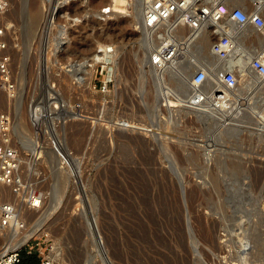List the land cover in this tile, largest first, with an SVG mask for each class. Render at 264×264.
Returning <instances> with one entry per match:
<instances>
[{"label": "rangeland", "instance_id": "rangeland-1", "mask_svg": "<svg viewBox=\"0 0 264 264\" xmlns=\"http://www.w3.org/2000/svg\"><path fill=\"white\" fill-rule=\"evenodd\" d=\"M133 1L8 0L1 8L17 90L14 98L0 90V112L17 121L25 191L44 200L28 212L0 186V204L17 203L28 231L41 224L21 248L45 260L57 246L51 264H264V105L255 97L261 90L264 102V82L231 91L215 110L184 107L197 65L215 62L208 45L181 75L157 80ZM107 5L115 12L102 22ZM107 46L117 54L103 92L96 72ZM16 234L0 231L1 252Z\"/></svg>", "mask_w": 264, "mask_h": 264}, {"label": "built area", "instance_id": "built-area-1", "mask_svg": "<svg viewBox=\"0 0 264 264\" xmlns=\"http://www.w3.org/2000/svg\"><path fill=\"white\" fill-rule=\"evenodd\" d=\"M247 3L250 9L245 8ZM114 12L112 5L103 6L99 12L101 21ZM141 30L143 45L150 53L148 66L157 76L173 70L181 75L178 68L184 70L192 65L195 55L202 54L204 39L210 40L209 55L215 62L201 63L193 74V94L184 105L188 109L202 111L203 105H208L213 110L225 101L223 90H237L253 82L254 76L264 82V49L259 47L260 38L264 42V0H145ZM113 48L107 47L105 58L97 64L96 75L104 76L103 92L111 83L108 69L113 66ZM11 61L8 31L0 27V90L14 98L17 88ZM12 125L11 115L0 112V186L10 188L22 206L37 210L43 197L25 191L21 155L12 144ZM53 146L58 151L56 143ZM18 206L12 202L0 204L1 229L24 227ZM22 252V248L0 252V264H21ZM41 263L50 261L42 259Z\"/></svg>", "mask_w": 264, "mask_h": 264}, {"label": "bare ground", "instance_id": "bare-ground-1", "mask_svg": "<svg viewBox=\"0 0 264 264\" xmlns=\"http://www.w3.org/2000/svg\"><path fill=\"white\" fill-rule=\"evenodd\" d=\"M6 2V4L8 5V0H4V3ZM63 2V1H62ZM64 3V2H63ZM133 3H134V7H135V17H136V20L138 21V23L140 24V28H141V25H142V22H143V18H144V11H145V0H134L133 1ZM246 3V2H245ZM244 4V3H243ZM247 5V4H246ZM246 5H245V8L246 9H250V7H246ZM12 7V6H11ZM1 8H3V6L2 5H0V15H1ZM52 20H53V17L51 18V16L49 17V20H48V25H49V27L50 26H53V25H51V23L50 22H52ZM63 29V33H65V35H66V32H65V29L64 28H61V30ZM46 31V30H45ZM253 30H249V32L251 33ZM65 35H63V36H61L60 38H64L65 37ZM63 40H65V39H63ZM65 42V41H64ZM204 42H206V45H208V49H209V51H208V53H210V40L208 39V38H206V39H204V41H203V43ZM260 43H262V45L260 46ZM60 44V46L62 47V45H63V42H61V43H59ZM107 47H110V46H107ZM107 47H106V49L105 50H101L100 49V51H99V58H100V61L101 60H103L104 58H105V54H106V52H108V50H107ZM259 47L260 48H262V49H264V42H263V40L262 39H260V42H259ZM113 48V47H112ZM118 52V51H117ZM149 53V52H148ZM49 54V53H48ZM116 51H115V49L113 48V54L111 55V59L113 60V63L114 62H116V61H114V59L116 58ZM150 54V53H149ZM210 56V55H209ZM211 57V59L213 58L212 56H210ZM50 59V58H49ZM214 59V58H213ZM48 59L47 58H44V61H47ZM93 60V59H92ZM96 60V59H95ZM215 60V59H214ZM94 61V60H93ZM48 62V61H47ZM51 63V62H50ZM198 66H200V65H197V68H198ZM182 69V68H181ZM197 70V69H196ZM196 70H195V72H196ZM81 71L83 72V74L85 75H87V74H89V73H87V71H90V72H92L93 71V62H92V64L91 65H89V66H87L86 68H83V69H81ZM71 72V71H70ZM171 73H173L174 75H176V72H175V70H173V71H170ZM169 72V73H170ZM194 72V73H195ZM155 73V72H154ZM193 73V74H194ZM77 74V73H76ZM75 74V75H76ZM96 74H97V72H96ZM165 74H163L162 76H157V74H156V79L157 80H159V79H163L162 77L164 76ZM95 77H96V75H95ZM192 78H193V76H192ZM95 79V78H94ZM191 82H192V79H191ZM262 83L263 82H261L260 80H259V78H257L256 76H254V81L253 82H251L250 84H247V85H245V87H253V88H255V87H257V86H259V85H262ZM264 84V83H263ZM192 87V86H191ZM244 87V88H245ZM21 91V90H20ZM19 91V92H20ZM55 94H57V92L55 91V90H52ZM223 92L225 93V94H228V93H232V92H230V91H227V90H223ZM20 94V93H19ZM193 94V89H192V93L190 94V96L184 101V102H186V101H189V98L191 97V95ZM255 97L257 98V100L260 102V103H262L263 105H264V102H263V100H262V94H261V90H258L256 93H255ZM226 99H228V98H225V100ZM11 101V100H10ZM21 101V99H20V97H17V100H16V106H15V108L14 109H16V111L17 112H19L18 110H20V102ZM204 107H208V105L206 106V105H203ZM55 108H58V106H55ZM219 108V106H217V107H215V108H213L214 110L215 109H218ZM260 108H262V107H260ZM11 109V108H10ZM211 109V108H210ZM55 109H53V111H54ZM189 110H192V111H196V110H193V109H190L189 108ZM11 112H12V110H10ZM260 111V110H259ZM258 111V112H259ZM32 112H37V113H39V112H42V110H41V108H39V107H34V109L32 110ZM198 113H200L199 111H197ZM202 112H207V111H205V110H202ZM14 114H15V112H14ZM48 114V113H47ZM202 114V113H201ZM257 114H259V113H257ZM33 115V114H32ZM44 116H45V114H44ZM48 116V115H47ZM259 116V115H258ZM258 116H257V118H258ZM42 117V114H35L34 116H33V123H34V125H37L38 124V122H39V120H40V118ZM256 118V117H255ZM15 119V122L13 121V125H12V127L14 128V125H15V123L17 122L16 121V118H14ZM203 119V118H202ZM219 119V118H218ZM218 119H216V120H218ZM254 120H256V119H254ZM220 121H222L223 123H224V120H220ZM221 122V123H222ZM259 124H260V122H259ZM225 124H223L222 125V128H223V126H224ZM258 125V124H257ZM221 126V125H220ZM219 125H218V127H220ZM262 126V125H261ZM218 127H215V128H218ZM12 128V129H13ZM220 129V128H219ZM262 129V128H261ZM13 131V130H12ZM11 131V132H12ZM60 143V142H59ZM61 144V143H60ZM33 146V145H32ZM32 149H30V152H32V154H40L41 152L36 148V146L34 145L33 147H31ZM47 149H49V148H47ZM48 151V150H47ZM50 152L52 151V150H49ZM57 155V154H56ZM66 156V155H65ZM68 156V155H67ZM67 158V157H66ZM66 158H63L62 160H63V164H68V170H71L70 168L71 167H73L72 165H71V161L69 162ZM23 159H25V158H21V163L23 164V161H25V160H23ZM27 160L29 159V158H26ZM69 159V158H68ZM71 160V159H70ZM35 161V160H34ZM33 161V163H36V162H34ZM60 163V162H59ZM62 164V163H61ZM73 164V163H72ZM258 173H259V170H258ZM259 175H260V173H259ZM261 176V175H260ZM14 197V196H13ZM43 203H44V200L42 199V204L41 205H43ZM56 206L57 205H52L49 209H47L46 210V214L45 215H49V211L50 210H52V209H55L56 208ZM25 207V206H24ZM42 207V206H41ZM26 208H28V207H26ZM27 211L28 212H32V211H35L34 209H32V208H28L27 209ZM53 211V210H52ZM21 222H25L23 219H22V217L20 216V223ZM27 226V224L26 223H24V227L23 228H19V227H17V228H15V229H13L14 230V233L16 234V233H19L20 235L19 236H14V238L12 239V243L10 244V246L9 247H4V248H2V250H4L5 251V249L6 250H14V249H19V248H21V247H24L26 244H27V246H28V244H29V242L32 240V238L34 237V236H36L37 234H39L40 232H41V230H42V228H41V224H39V225H37L36 227H34V229L33 230H29L28 231V226ZM26 227V228H25ZM25 228V229H24ZM22 229H24V230H22ZM30 229V228H29ZM3 229H1L0 228V231H2ZM27 231V232H26ZM17 235V234H16ZM14 243V244H13ZM55 248H56V250H57V246H55ZM56 250L50 255V257L48 258L47 257V259L50 261V264H51V261H55L57 258H58V253L56 252ZM1 252V251H0Z\"/></svg>", "mask_w": 264, "mask_h": 264}, {"label": "trees", "instance_id": "trees-1", "mask_svg": "<svg viewBox=\"0 0 264 264\" xmlns=\"http://www.w3.org/2000/svg\"><path fill=\"white\" fill-rule=\"evenodd\" d=\"M21 264H42L41 259L36 255H28L25 252H22V262Z\"/></svg>", "mask_w": 264, "mask_h": 264}]
</instances>
